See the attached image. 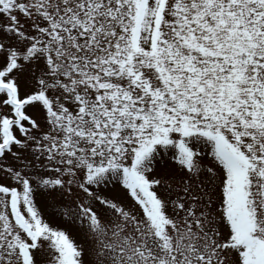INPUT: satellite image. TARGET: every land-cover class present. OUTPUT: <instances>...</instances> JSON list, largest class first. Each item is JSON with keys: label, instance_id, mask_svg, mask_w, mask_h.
Wrapping results in <instances>:
<instances>
[{"label": "snow or ice", "instance_id": "obj_1", "mask_svg": "<svg viewBox=\"0 0 264 264\" xmlns=\"http://www.w3.org/2000/svg\"><path fill=\"white\" fill-rule=\"evenodd\" d=\"M0 264H264V0H0Z\"/></svg>", "mask_w": 264, "mask_h": 264}]
</instances>
